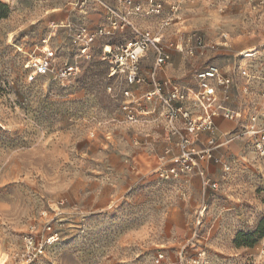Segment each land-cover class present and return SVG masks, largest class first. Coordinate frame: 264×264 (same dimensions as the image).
I'll return each mask as SVG.
<instances>
[{
  "label": "rangeland",
  "instance_id": "obj_1",
  "mask_svg": "<svg viewBox=\"0 0 264 264\" xmlns=\"http://www.w3.org/2000/svg\"><path fill=\"white\" fill-rule=\"evenodd\" d=\"M70 1L0 0V264H264V157L248 136L249 116L264 113V0H154L159 16L146 15V0L139 30L163 35L168 59L156 70L148 51L134 91L101 59L106 41L134 34L98 38L81 55L73 33L105 22L75 18ZM170 6L175 20L162 28ZM63 14L69 28L47 46L49 23ZM48 47L53 73L39 76L32 65ZM65 65L79 72L62 80ZM210 67L230 81L220 112L239 113L217 118L236 125L218 127L219 163L167 177L179 140L145 94L154 80L197 93V74ZM133 107L154 109L153 123H129ZM208 138L191 139L199 150ZM27 236L42 254L26 263Z\"/></svg>",
  "mask_w": 264,
  "mask_h": 264
},
{
  "label": "built area",
  "instance_id": "obj_2",
  "mask_svg": "<svg viewBox=\"0 0 264 264\" xmlns=\"http://www.w3.org/2000/svg\"><path fill=\"white\" fill-rule=\"evenodd\" d=\"M115 1L119 5L118 8L104 5L101 0H72L71 5L78 10H83L88 5H97L103 9L105 14V25L97 28L94 32H90L86 27H80L73 33V38L78 52L81 55H86L91 44L96 39L106 40L114 37L116 33H122L126 28H129L135 37L119 44H112L106 41L101 48V59L108 64L109 77L123 79L127 86L132 89L134 86L142 84L139 63L148 51L155 52L154 69L156 70H159L167 61L168 55L161 48L163 35L152 33L150 29L139 30L132 23V18L140 17L143 13L142 6L135 4L132 0ZM148 4L149 8L146 15L159 16L162 12L161 4L156 3L154 0H149ZM176 12L177 8L170 6L169 13L174 18L166 19L162 28L171 25L175 20ZM49 27L51 30L49 35L51 37L43 42L47 46L51 38L56 36L55 33L59 28L53 23ZM64 28H69V25ZM198 43L200 44L199 41ZM43 53V57L35 60L32 65L33 72L39 76L53 73L56 53L49 47ZM78 72L76 65H65L59 68L57 75L62 80H68ZM154 77L155 74H153ZM196 81L198 85L197 93H189L180 87L154 80L152 90L145 94L147 101H156L160 104L161 111L158 118L164 123L166 130L179 140L176 165L166 170L167 177L176 178L181 173H195L199 171V166L203 161L214 164L219 163V159L213 156L215 139L212 136L217 129L214 120L216 117L222 116L224 119L233 121L237 117L235 111L224 109L223 113H221V107L216 103L218 90L226 89L230 86L229 79L217 67H210L198 73ZM124 95L132 97V92L125 90ZM259 95L264 101V90ZM138 107L140 106L138 105ZM199 110L204 113L195 117L194 113ZM154 111L150 113L146 109L133 107L127 112L126 119L129 123L135 125L149 123L150 119L147 118ZM249 120L251 125L248 136L254 138L255 150L264 157V122L257 125L258 120L253 114L249 116ZM253 129L256 130L252 131ZM202 131L209 133L210 137L206 148L198 150L191 138L196 137ZM224 168L226 171L228 170L227 167ZM209 186L213 190L217 189L216 184H209ZM24 247L26 253H23L22 257L26 263L32 262L37 256L42 254V243L35 241L32 236L24 238Z\"/></svg>",
  "mask_w": 264,
  "mask_h": 264
},
{
  "label": "crops",
  "instance_id": "obj_3",
  "mask_svg": "<svg viewBox=\"0 0 264 264\" xmlns=\"http://www.w3.org/2000/svg\"><path fill=\"white\" fill-rule=\"evenodd\" d=\"M72 1V0H71ZM70 1V2H71ZM102 2H103V4L105 5H108V6H110V7H112V8H118L119 7V5L117 4V2L115 1V0H101ZM135 4H138V5H140V6H142V5H144V3L146 2V0H132ZM71 6V5H70ZM78 13V15L77 14H75V15H73L75 18H77V17H83L84 19H85V22H87V23H89V22H93V23H101L102 21H104L105 22V14H104V11H103V9L100 7V6H97V5H88L87 6V8H85V9H83V10H78L77 11ZM66 14H63V15H61V16H59V18L58 19H60V21H59V24L58 23H56V21H52V22H50L49 23V26L53 23V24H56L57 26H59V28H64L65 26H67L66 24H67V19H64V20H62L63 18H65L64 16H65ZM132 20V23L134 24V26L136 27V28H138V29H141L140 28V26L138 25V20H139V17H134V18H132L131 19ZM105 25V24H104ZM100 27V26H99ZM98 27V28H99ZM58 28V29H59ZM57 29V30H58ZM144 29H147V28H144ZM127 31H130V33H131V30L129 29V28H126L125 30H124V32H122V33H120L121 35H124L125 34V32H127ZM116 34H118V33H116ZM142 61V60H141ZM140 61V62H141ZM137 88V86L135 87H133L132 88V91H134L135 89ZM152 90V89H151ZM264 90V89H263ZM189 93H193L192 91H189V90H187ZM218 92H222L221 90H218ZM218 92H217V94H218ZM261 92V91H260ZM260 92H259V94H260ZM134 94V93H133ZM259 97H260V95H259ZM261 98V97H260ZM144 109H146V111H148V112H152L153 110H147V108H144ZM256 110V109H255ZM260 111L261 110H258V111H256V113L258 114V116H260L261 117V119H259V117H256L257 118V125H260L261 123H263L264 122V113L263 112H261L260 113ZM236 112V111H235ZM204 112L201 110H199V111H197V113H194L195 114V117L196 116H198V114L199 115H202ZM237 113V112H236ZM263 113V114H262ZM153 113L150 115V116H148V118L147 119H150L149 120V123H153L152 121H153ZM239 117V113H237V117L236 118H238ZM235 118V119H236ZM234 119V120H235ZM233 120V121H234ZM248 120H249V118H248ZM215 121V125H216V132L218 131V127L220 128L223 124H227V125H229L231 128H234V125H236L235 123L234 124H229V122L227 123V122H225V121H223V120H220V119H218L217 117H216V119L214 120ZM228 121H230V122H233L232 120H228ZM249 123H250V120H249ZM202 132H206V131H202ZM202 132H200V133H202ZM207 133V132H206ZM208 134V136L210 137V134L209 133H207ZM216 134V133H215ZM215 134L212 136L213 137V139H214V136H215ZM201 137H202V135H201Z\"/></svg>",
  "mask_w": 264,
  "mask_h": 264
},
{
  "label": "bare ground",
  "instance_id": "obj_4",
  "mask_svg": "<svg viewBox=\"0 0 264 264\" xmlns=\"http://www.w3.org/2000/svg\"><path fill=\"white\" fill-rule=\"evenodd\" d=\"M229 96V95H228ZM3 259L0 261V263H2Z\"/></svg>",
  "mask_w": 264,
  "mask_h": 264
}]
</instances>
